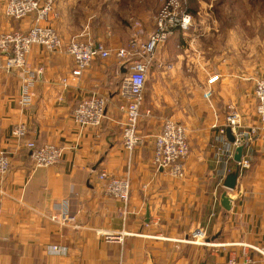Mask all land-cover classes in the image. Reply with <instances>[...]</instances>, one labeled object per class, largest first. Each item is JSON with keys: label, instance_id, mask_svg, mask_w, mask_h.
<instances>
[{"label": "crops", "instance_id": "crops-1", "mask_svg": "<svg viewBox=\"0 0 264 264\" xmlns=\"http://www.w3.org/2000/svg\"><path fill=\"white\" fill-rule=\"evenodd\" d=\"M6 1L0 0V33L26 31L33 17L6 16ZM119 3L55 0L50 24L64 42L76 37L105 48L124 46L135 32L126 39V27L118 26ZM194 28L176 31L157 51L156 63L171 67L149 68L138 126L143 143L132 151L121 143L122 67L116 59H94L74 77L64 51L34 45L24 67L10 70L0 54V150L11 164L0 176V264H264L248 247L264 242V129L254 97L264 54L252 49L248 60L247 50H230L227 36L208 44L205 62L188 49ZM151 31L138 35L145 41ZM25 91L30 104L22 106ZM94 94L107 98L106 118L98 127L79 129L73 110ZM230 112L240 120V133L258 130L243 145L248 166L238 163L236 187L226 190L223 180L237 166V147L226 135ZM167 118L187 129L190 153L180 178L152 164L151 135ZM17 124L27 128L22 138L11 133ZM27 141L63 146L61 161L33 168ZM101 172L129 181L127 200L105 193ZM225 191L229 210L220 204ZM59 208L73 220H50ZM198 228L208 245L182 241ZM111 234L119 236L107 239Z\"/></svg>", "mask_w": 264, "mask_h": 264}, {"label": "built area", "instance_id": "built-area-1", "mask_svg": "<svg viewBox=\"0 0 264 264\" xmlns=\"http://www.w3.org/2000/svg\"><path fill=\"white\" fill-rule=\"evenodd\" d=\"M55 0H7L4 4V13L14 20H23L33 17L32 24L26 31H9L0 33V54L6 55V69L22 68L25 58L31 47L42 46L50 52L64 51L71 56L73 68L71 75L79 77L94 59H116L122 66L127 62L126 73L122 74L120 95L122 103L119 110L122 113L121 143L124 149L134 150L143 143V136L138 130L142 117L141 108L144 102L145 83L148 78L149 68L152 64L158 67L170 68L171 65L156 63L157 51L176 32L187 33L194 28V19L187 7L179 0H165L157 14L154 29L148 34L145 41L134 33L127 44L114 48H105L100 44L81 41L71 37L68 41L60 37L56 29L50 24L55 18ZM207 95V94H206ZM254 97L256 100V114L260 121V128L264 129V73L255 79ZM30 94L25 91L20 98V104H30ZM107 98L94 94L82 99L74 108L72 120L79 129L98 127L106 118ZM149 115V111L145 112ZM227 125L234 131V146H243L250 142L258 127L253 126L242 133L239 132L240 120L234 112L227 115ZM27 128L24 124H17L12 129V135L22 138L26 135ZM153 156L152 164L158 168L167 169L170 175L180 178L184 175V165L190 153V144L186 128L180 123L169 118L165 119L157 132L152 135ZM24 146L29 151L33 168H47L58 164L63 156L64 147L54 143L37 144L27 141ZM240 165L248 166L245 159ZM8 152L0 150V176L5 175L10 169ZM99 179L104 181V190L108 196L117 200H127L130 193V183L124 178L108 176L106 172L99 174ZM50 220L66 224L73 220L63 208ZM119 235H107V239L117 238ZM205 231L198 228L182 241L208 245ZM255 253L264 258V242L258 245H248Z\"/></svg>", "mask_w": 264, "mask_h": 264}, {"label": "rangeland", "instance_id": "rangeland-1", "mask_svg": "<svg viewBox=\"0 0 264 264\" xmlns=\"http://www.w3.org/2000/svg\"><path fill=\"white\" fill-rule=\"evenodd\" d=\"M179 1L191 11L194 19L196 33L192 41L194 43L188 49L192 48L195 57L207 62L210 57L208 46L212 42L227 41V36H230V50H247L248 60L253 59L252 49L264 54V0ZM164 2L165 0H120L117 24L120 28L126 27L123 28L128 33L126 39L134 32L143 37L148 30H153ZM87 14L93 15L96 12L88 11Z\"/></svg>", "mask_w": 264, "mask_h": 264}, {"label": "water", "instance_id": "water-1", "mask_svg": "<svg viewBox=\"0 0 264 264\" xmlns=\"http://www.w3.org/2000/svg\"><path fill=\"white\" fill-rule=\"evenodd\" d=\"M121 67H122V71L120 73L121 74L126 73V70H127V62H125ZM226 135H227V138L230 140V142H234V139L235 138L231 134L230 127H228L226 129ZM242 150H243V146H238L236 148V150H235L234 161L237 163V166H236L235 170L230 171L226 175V177L224 178V180H223V187L226 190H233L236 187L237 179H238L239 171H240V168H239L238 163H240V161H241ZM226 194H227L226 191L221 194L220 204H221V206L225 210H229L230 209V199L227 198ZM200 264H204V263L201 262Z\"/></svg>", "mask_w": 264, "mask_h": 264}, {"label": "trees", "instance_id": "trees-1", "mask_svg": "<svg viewBox=\"0 0 264 264\" xmlns=\"http://www.w3.org/2000/svg\"><path fill=\"white\" fill-rule=\"evenodd\" d=\"M190 13H191V11L190 10H188ZM192 14V13H191Z\"/></svg>", "mask_w": 264, "mask_h": 264}]
</instances>
